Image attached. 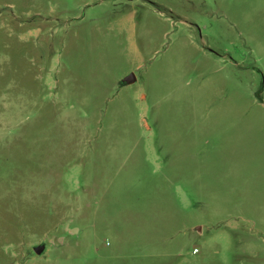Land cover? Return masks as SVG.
I'll return each instance as SVG.
<instances>
[{
	"label": "rangeland",
	"instance_id": "374dc122",
	"mask_svg": "<svg viewBox=\"0 0 264 264\" xmlns=\"http://www.w3.org/2000/svg\"><path fill=\"white\" fill-rule=\"evenodd\" d=\"M0 264H264V0H0Z\"/></svg>",
	"mask_w": 264,
	"mask_h": 264
},
{
	"label": "water",
	"instance_id": "95a60500",
	"mask_svg": "<svg viewBox=\"0 0 264 264\" xmlns=\"http://www.w3.org/2000/svg\"><path fill=\"white\" fill-rule=\"evenodd\" d=\"M133 79V75H129L127 78L124 79V83H130ZM43 250L42 247L36 249V253H40Z\"/></svg>",
	"mask_w": 264,
	"mask_h": 264
}]
</instances>
